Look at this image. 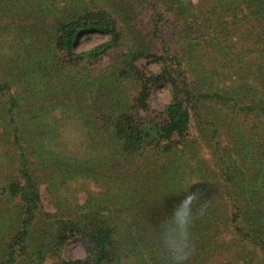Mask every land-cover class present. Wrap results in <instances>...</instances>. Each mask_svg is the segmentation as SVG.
<instances>
[{"label": "trees", "instance_id": "obj_1", "mask_svg": "<svg viewBox=\"0 0 264 264\" xmlns=\"http://www.w3.org/2000/svg\"><path fill=\"white\" fill-rule=\"evenodd\" d=\"M136 1L153 11L151 22L159 31V23L173 25L168 16H176L178 27L193 18L216 21L213 38L203 39L199 28H191L183 31L189 40L182 54L168 46L167 54L185 69L189 91L174 73L167 75L164 64L156 81L145 78L139 62L152 59L153 49L127 26L118 29L122 12L114 6L116 13L107 11L109 0H0V18L29 19L35 9L54 19L55 32L48 52L32 56L28 51V58L18 53L28 59L23 67L29 65L38 80L30 76L28 81L27 70L0 78V91L8 94L0 105V264H176L163 251H170L167 241L187 243L189 263L196 260L195 252L206 250L210 261L232 259L240 242L230 230L231 220L237 229L244 223V231L239 229L244 239L259 245V253H244V264H264V254L259 255L264 253V0ZM16 26L5 28L13 32ZM89 32L108 40L78 55V38ZM13 51L6 53L15 61ZM57 54L67 55L68 63L63 60L66 64L54 71L50 67ZM162 57L158 55L159 64ZM160 81L170 83L173 91L162 111L165 121L142 119L141 114L150 113L152 91ZM191 86L200 101L196 107L212 109L198 114L202 130L216 134L215 117L221 122L231 118L237 128L231 136L236 158L224 161L217 174L198 170L199 158L186 138ZM35 93L39 103L22 110L38 99ZM16 153L26 160L25 182H16ZM33 175L54 192L61 190L67 201L74 182L101 187L103 193L89 195L83 204L72 198L68 203L75 208L49 218L39 211ZM134 187L137 192L130 191ZM104 200L110 203L108 212ZM41 213L46 220L32 229ZM74 237H80L87 257L68 261L62 252ZM157 251L164 256H156ZM148 256L150 261L144 260Z\"/></svg>", "mask_w": 264, "mask_h": 264}, {"label": "rangeland", "instance_id": "obj_2", "mask_svg": "<svg viewBox=\"0 0 264 264\" xmlns=\"http://www.w3.org/2000/svg\"><path fill=\"white\" fill-rule=\"evenodd\" d=\"M108 1V0H106ZM130 4L127 5L125 1L123 0H109L108 4L105 7L107 11L112 12L113 14L116 13L112 11V8L114 6L113 10H120L122 12L121 15L117 14L118 20H117V27L120 30L126 31V26L128 29L133 31V34L137 36L138 40L141 42H145L150 45V47L153 49L151 56L152 59L150 60H141L139 62V70L143 75H145V78L149 77L150 81H156V77L161 74V66L165 65L164 69L169 70V74H175L176 80L178 84L184 89L188 90L190 85H186L184 81V77L187 76L185 74V69L182 66H179V61L175 59L173 56L167 54L168 46L171 45L173 47V50L175 54H182V46H185L186 42H188L189 38L187 37V40L185 39L187 36L183 31L186 29L194 28V32L197 31L199 28V33L204 35L203 39L206 38H213L214 34L216 35V21L213 20L211 17L200 18L195 21V19H189L187 20L188 23L184 26L178 27L179 20L174 16V18L168 16L169 20H171V23L173 24L170 26L167 22L159 23L162 26V30H156L154 22L152 23L151 20H153V11L150 8H147L146 10L142 9L138 1L136 0H128ZM86 2H89L90 4L96 3V0H86ZM122 2V3H121ZM83 8V6H81ZM108 12V13H109ZM34 17H30L29 19H23L20 20H11L6 18H0V75L5 77L0 78H6V77H12L13 73H18L20 71H26L29 74L28 81H30V76H34V81L38 80L39 77L37 74L32 75V70L29 65L26 67H23V64L28 63V59L24 58L26 52L29 55L34 54H41V52H48L51 49L52 41L55 37V32L53 31V22L54 19L50 18H44L43 16L39 15V12H36L35 9L33 11ZM107 13V14H108ZM116 15V16H117ZM126 17V18H125ZM226 19L228 17H225ZM6 20V21H5ZM180 24H183L185 22L184 19H181ZM16 27L14 28V31H10V29L5 28L6 24H13ZM191 24V25H190ZM176 26V27H174ZM202 26H205L207 29L202 28ZM215 32V33H214ZM202 37V36H201ZM79 43L77 46V54L82 55L91 49L95 48L99 44L105 42L108 40L106 35L98 32L94 33H85L82 36H79ZM214 44V43H213ZM25 47V48H24ZM9 49V50H6ZM16 51V60L12 61L8 59L9 54H14V50ZM9 54H7V53ZM20 53L21 55H18ZM49 53H52L50 51ZM158 55H163L162 59L163 61L159 64L157 61ZM27 57V55H25ZM67 55L64 57H61L57 54L55 57V62L52 64L51 69L54 71L56 70L57 66L60 64H66L68 63V60H66ZM28 58V57H27ZM65 60L66 62H64ZM55 67V68H54ZM62 67V66H61ZM55 75H53L54 78ZM148 78V79H149ZM175 80V81H176ZM10 81L9 79L6 81H3V85L7 84V82ZM55 83V82H54ZM172 86L163 84V82H158L152 91V95L149 101L150 104V113H143L140 116L142 119L145 120H154L156 122H163L165 121V117L163 114V110L165 107L170 103L171 101V93ZM196 86H191V112H192V120H191V129L190 132L187 134V140L188 143H191L193 145V150L196 152V157L199 158V166L197 167L198 170H201L202 172L206 170H211L212 174L219 173V171L222 169L221 165L224 161L230 160L231 158H236L235 154H233L235 149H232L234 146V140L231 139L232 132L236 134L237 128L233 124V120L231 118H228V120L221 122V118L215 117L213 120L219 119V131L216 132V134L213 131L206 132V130H202V125L197 120L198 114H206L208 112H212L211 110H206L204 105H199L196 107V103L198 101L197 95L194 92V89ZM189 91V90H188ZM10 92H14V88L10 90ZM50 94H54V86L52 89H50ZM7 95L4 91H0V105H5ZM35 95V101L29 100V104L22 107V110L24 111H30L34 106H36L40 99L39 94ZM69 97V96H68ZM70 98V97H69ZM69 100V99H68ZM200 102V101H198ZM75 102H72V104ZM218 115V114H216ZM206 134L210 136V139L206 140ZM219 142V145L216 143ZM225 148V149H224ZM14 153V152H13ZM14 159L17 161L18 168H17V179L16 182L19 181H26V178L24 177V173H22L24 164L26 160L21 158V156L16 153L14 155ZM241 159V158H240ZM35 171L37 169H34ZM135 170L132 169L130 171V174H134ZM221 179H223L221 174H218ZM34 176V175H33ZM33 184L38 183V186L36 188L39 190V207L42 212L47 213L50 217L54 216L56 218H59V216H62L61 213L64 211L70 210L71 208H75L76 204H73L71 202L68 203V201L72 200V198H77V202L79 204H83L87 201L88 196L91 194L99 195L100 193H103V188L97 187V186H84L83 184H80L78 182L72 183L69 187V199L68 201L60 194V191L54 192L50 187L51 185L49 183L38 181L36 179V176H34ZM22 184V183H21ZM24 184V183H23ZM22 184V185H23ZM131 192H137V188H130ZM64 194V192H63ZM66 194V193H65ZM20 202L19 204H21ZM68 203V205H66ZM107 200L102 201V208L105 209V212H108L111 209V206L108 204ZM26 209V205L23 208ZM18 214H20V210L16 211ZM234 214L239 213V210H233ZM15 214L16 216L18 214ZM38 221L35 222V226H33L32 229H35L36 227L39 228L40 225L46 220V217H42L39 215ZM54 218V219H56ZM52 219V218H51ZM233 221V220H231ZM229 224L230 230H232L234 233L237 234V237L239 239V247L237 249V255L234 256V258L230 259H218L217 261H210L209 258L206 257L207 250L200 252H195L196 260L194 262H187V264H244V256L247 254L246 251L249 252H258L257 249H259V245L256 243V241H249L244 239V234L241 233V230L244 231V223H241L239 225V229L234 228L233 223ZM39 222V226L36 224ZM152 229V228H151ZM227 230H229L227 228ZM128 235L132 236V232L130 229H127ZM131 232V233H130ZM130 233V234H129ZM138 234V231H137ZM129 237V236H128ZM231 238V237H229ZM155 241H151L149 243L150 246L154 244ZM166 247H163L165 249ZM169 249V247H167ZM245 248V249H244ZM261 248V247H260ZM150 249V247H149ZM149 249L144 253V255H148ZM141 251V250H140ZM156 251V248L154 252ZM167 251V253H171L167 249L163 250ZM151 254V252H150ZM156 256L161 255L162 257L164 254L160 252H156ZM263 252L261 251L259 255L263 256ZM62 257L66 260H77V259H85L87 257V253L85 250V247L80 239V237H74L71 240L66 241V245L63 248ZM152 258V256H148L144 260H149V258ZM167 257V255H166ZM170 260H175L172 253L169 257ZM223 260V261H221ZM150 261V260H149ZM152 264V262H149Z\"/></svg>", "mask_w": 264, "mask_h": 264}, {"label": "clouds", "instance_id": "obj_3", "mask_svg": "<svg viewBox=\"0 0 264 264\" xmlns=\"http://www.w3.org/2000/svg\"><path fill=\"white\" fill-rule=\"evenodd\" d=\"M170 249V252L174 256L176 264H187L188 257L191 254L190 248L187 247V243L177 246L171 241L166 242Z\"/></svg>", "mask_w": 264, "mask_h": 264}]
</instances>
